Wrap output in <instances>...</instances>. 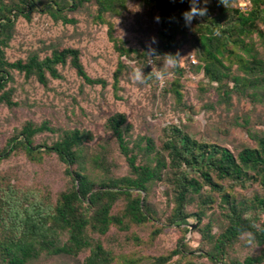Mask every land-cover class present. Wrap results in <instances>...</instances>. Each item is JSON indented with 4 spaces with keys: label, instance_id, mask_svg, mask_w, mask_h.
<instances>
[{
    "label": "trees",
    "instance_id": "1",
    "mask_svg": "<svg viewBox=\"0 0 264 264\" xmlns=\"http://www.w3.org/2000/svg\"><path fill=\"white\" fill-rule=\"evenodd\" d=\"M239 2L248 6L243 9ZM131 3L147 8L148 17L154 13L159 17L151 57L158 63V58L166 61L169 57L165 55H176L171 66L175 79L163 94H171L178 108L191 111L183 102L181 78L185 69L179 65L181 49L186 45L196 62L189 69L207 80L206 84L198 82V93L214 91L217 105L226 110L234 96L264 104V0H208L206 4L200 0L198 6L206 7L207 13L196 16L191 24L184 17L192 7L191 0H0V106L12 109L19 105L13 99L14 90L7 88L13 72L26 80L35 79L46 89L49 79H62L58 68L68 66L85 85L106 86L104 80L87 75L81 51L64 46L60 40L44 48L49 54L42 58L34 50L25 59L7 60L5 51L16 34L19 19L29 23L37 14L54 23L76 26L74 16L85 14L95 24L106 26L107 38L120 58L130 57L132 50L125 49L115 36L111 19L121 17ZM138 57L144 74H150L146 54ZM124 68L119 61L113 74L114 92ZM105 126L127 165L124 176L94 180L87 173L86 144L93 141L89 131H64L51 144L37 146L35 137L53 130L45 122H26L18 134L8 139L0 150V160L20 154L38 163L43 156L54 155L64 165L69 181L51 202L38 191L16 188L11 177L1 179L0 264H28L43 253L75 257L85 250H89L85 264H111V252L99 238L111 229L126 234L155 222L148 205V193L155 183L166 186L170 195L172 208L166 225L181 227L194 219L202 241L210 245L209 250L202 248L198 257L209 264L264 263V131H250L245 120L241 127L247 129L256 147L234 155L226 148L194 140L175 126L164 130L159 141L144 137L131 144L132 126L120 113L109 116ZM89 161L101 169L105 163L99 156ZM248 182L261 190L248 201H238L225 185L245 188ZM216 199L224 224L213 233L214 221L202 224V219ZM193 204L197 210L190 212ZM160 231L155 229L152 236ZM244 238L251 240L249 245L259 247V253L242 261L232 260L231 253ZM185 251L180 242L167 256L155 261L166 264L175 256L184 257Z\"/></svg>",
    "mask_w": 264,
    "mask_h": 264
},
{
    "label": "rangeland",
    "instance_id": "2",
    "mask_svg": "<svg viewBox=\"0 0 264 264\" xmlns=\"http://www.w3.org/2000/svg\"><path fill=\"white\" fill-rule=\"evenodd\" d=\"M238 6L244 9L248 4L239 2ZM147 10L131 3L121 17L111 19L115 36L125 49L132 50L130 57L121 58L107 38L106 26L95 24L85 14L74 16L78 20L76 26L54 23L49 17L37 14L33 15L29 23L19 19L16 34L5 51L7 60L13 62L25 59L27 53L34 50L42 58L49 54L44 48L60 40L64 46L78 48L87 75L104 80L106 86L85 85L68 66L58 68L62 79H49L46 89L35 79L26 80L23 75L13 72L7 88L14 90L13 99L19 105L12 109L0 106V150L26 122L37 125L45 122L53 130V133L45 132L36 136L34 140L37 146L51 144L64 131H89L93 141L86 144L87 173L94 180L121 177L127 174V165L105 126L107 118L117 113L124 114L127 123L132 126L129 135L131 144L144 137L159 141L163 138L164 130L175 126L194 140L226 148L234 155L244 148H255L256 143L249 137L247 129L241 126L246 120L250 131H264V104L238 100L234 96L230 108L226 110L224 106L217 105L214 91L198 93V82L202 80L206 84L207 80L189 69V65L196 62L192 63V60L195 61L194 54L187 45L181 49L179 65L185 69L181 78L183 102L191 107V111H182L176 106L171 94H163V89L175 79L172 65L163 69L167 73L163 82L155 77L145 84H138L134 80L133 74L141 65L138 55L142 53L146 54V65L151 68V72L164 66V60L158 58V63H155L151 57V50L157 42V14L148 17ZM153 37L156 38L155 43ZM119 61L125 68L118 81V90L114 92L113 74ZM95 156L105 161L102 169L90 164L89 160ZM5 176L12 178L16 188L38 191L51 202L69 181L64 175V165L54 155L43 156L40 162L32 163L23 155L12 154L0 160V188L4 183L1 179ZM225 185L238 201H248L261 192L256 184L250 182L245 188L233 187L229 183ZM168 194L163 184L155 183L150 187L148 205L155 214V222L133 228L126 234L111 229L106 236L99 238L105 249L111 252V264H158L155 259L167 256L180 242L186 248L184 257L175 256L166 264L177 260L181 264H209L205 258L198 257L202 254L201 249L209 250L210 245L202 241L194 219L181 227L166 225L172 208ZM216 200L202 219V224L210 219L214 221L213 233H217L224 224L222 209L219 200ZM118 208L114 209L115 212ZM196 210L195 204L189 209L190 212ZM155 229L161 231L153 237ZM259 250V247L249 245L244 238L230 258L242 261L246 256L258 254ZM88 255L89 250L75 257L43 253L28 264H85ZM194 256L196 259L191 258Z\"/></svg>",
    "mask_w": 264,
    "mask_h": 264
},
{
    "label": "clouds",
    "instance_id": "3",
    "mask_svg": "<svg viewBox=\"0 0 264 264\" xmlns=\"http://www.w3.org/2000/svg\"><path fill=\"white\" fill-rule=\"evenodd\" d=\"M203 2L206 4L208 2V0H203ZM192 3V7L189 11H185L184 13V17H185V21L188 24H191L192 20L196 17V16H203L207 13V8L206 7H199V3L200 0H191ZM157 19H159V17H157ZM153 43L156 42V38L153 37L152 38ZM168 56L169 58L164 62V66L162 68H156L153 69V71L148 74L145 75L144 72L142 71L143 67L137 68L133 74V78L134 80L138 83V84H145L149 79H151L152 77H155V79L163 82L166 78L167 73L165 71H163V69L166 66H170V65H174L175 64V59L173 57H175L176 55H165ZM249 243L251 242V240L248 241Z\"/></svg>",
    "mask_w": 264,
    "mask_h": 264
},
{
    "label": "built area",
    "instance_id": "4",
    "mask_svg": "<svg viewBox=\"0 0 264 264\" xmlns=\"http://www.w3.org/2000/svg\"><path fill=\"white\" fill-rule=\"evenodd\" d=\"M192 63H195V61H194V60H192Z\"/></svg>",
    "mask_w": 264,
    "mask_h": 264
}]
</instances>
